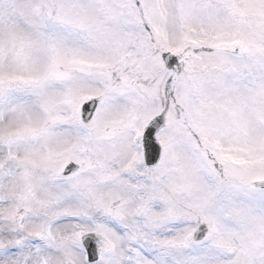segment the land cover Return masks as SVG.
<instances>
[{
    "label": "snow or ice",
    "instance_id": "obj_1",
    "mask_svg": "<svg viewBox=\"0 0 264 264\" xmlns=\"http://www.w3.org/2000/svg\"><path fill=\"white\" fill-rule=\"evenodd\" d=\"M0 264H264V0H0Z\"/></svg>",
    "mask_w": 264,
    "mask_h": 264
}]
</instances>
